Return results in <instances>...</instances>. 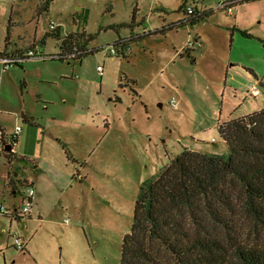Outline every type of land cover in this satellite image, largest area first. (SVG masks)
Wrapping results in <instances>:
<instances>
[{"label": "rangeland", "instance_id": "1", "mask_svg": "<svg viewBox=\"0 0 264 264\" xmlns=\"http://www.w3.org/2000/svg\"><path fill=\"white\" fill-rule=\"evenodd\" d=\"M44 1L0 0V57L31 48L56 57L53 31L92 35L94 52L0 65L1 125L8 138L22 127L19 170L37 187L31 217L0 214V264H119L144 182L185 148L226 154L219 126L264 107V0L173 29L193 0H52L39 13ZM132 35L142 37L126 56L111 53ZM2 152L0 202L11 207Z\"/></svg>", "mask_w": 264, "mask_h": 264}, {"label": "trees", "instance_id": "2", "mask_svg": "<svg viewBox=\"0 0 264 264\" xmlns=\"http://www.w3.org/2000/svg\"><path fill=\"white\" fill-rule=\"evenodd\" d=\"M254 1L259 0H243L235 6ZM51 2H42L39 13L48 10ZM190 4L194 14L187 13ZM181 9L185 17L167 29L194 25L215 11L194 0ZM53 32L61 39V51L52 59L78 60L94 52L87 47L92 35L61 37ZM141 37L120 38L113 46L124 54ZM193 40L197 45L201 42L198 36ZM0 130L6 146L12 134L8 138ZM219 132L228 147L226 154L185 148L156 178L144 182L119 264H264V107L227 120ZM3 152L9 164L25 160L12 150ZM10 175L7 185L14 189Z\"/></svg>", "mask_w": 264, "mask_h": 264}, {"label": "built area", "instance_id": "3", "mask_svg": "<svg viewBox=\"0 0 264 264\" xmlns=\"http://www.w3.org/2000/svg\"><path fill=\"white\" fill-rule=\"evenodd\" d=\"M194 1H196L198 3L201 2V0H194ZM241 1H243V0H219L218 3L215 5V9L226 10L227 12L232 13L235 5L240 3ZM186 9H187L188 14H194L196 11L195 7L192 4L188 5ZM50 28H51V30L56 29V25H55L54 21H51ZM192 44L195 45L194 42H192ZM111 53L112 54H123V52L121 50H119V48L114 47V46L111 49ZM123 55H125V56L127 55L126 50L124 51ZM29 58L52 59L55 57L44 55L42 51H40L38 49L36 50L34 48L28 49L25 52H23L19 56L18 59H12L10 57H0L1 61L3 62V65L5 67H8L12 63L22 62V61L29 59ZM97 69L100 72V74H103V67L102 66L98 65ZM248 93H250L254 96H258L260 94L258 84L257 83L250 84V86H248ZM171 105L176 108L178 106L177 101L175 99H172ZM21 130H22L21 126H17L15 128L14 132L11 135L12 140L7 141L8 144L6 143V146L11 144L12 148L15 147V145L17 144L18 135L20 134ZM6 146L0 140V149L3 150V149H5ZM26 187L27 188L25 189V191L24 192L22 191V195H23L22 204L19 207L15 208V207H8L4 203L0 202V214L10 216V217L15 218V219L17 217L25 218L31 214V212L33 210V206H34L36 189H35V186L31 182H27ZM15 245L20 250L26 249L24 240H22L20 238L16 239Z\"/></svg>", "mask_w": 264, "mask_h": 264}, {"label": "crops", "instance_id": "4", "mask_svg": "<svg viewBox=\"0 0 264 264\" xmlns=\"http://www.w3.org/2000/svg\"><path fill=\"white\" fill-rule=\"evenodd\" d=\"M204 7H206V9L208 10V9H214V10H217V9H215V6L213 5V6H211V7H208L207 5H205ZM219 10H221V9H219ZM229 13V12H228ZM233 14V12L232 13H229V15H232ZM200 39H201V37L200 36H198ZM202 40V39H201ZM20 51V50H19ZM18 51V52H19ZM23 52L21 51L20 52V54L19 55H21ZM2 55L3 54H6L7 56L6 57H10L9 55V53L8 52H4V53H1ZM1 55V56H2ZM26 60H31V58H29V59H26ZM71 60H75V59H71ZM77 60V59H76ZM25 61V60H24ZM23 62V61H22ZM27 62V61H26ZM19 63H21V62H19ZM0 65H3V62L1 61V59H0ZM3 69H4V65H3ZM26 119H28L27 118V116L25 117ZM2 124V121L0 120V129H4L3 128V126L1 125ZM17 127V126H16ZM15 127V128H16ZM15 128H14V130H15ZM22 128V127H21ZM14 130L10 133V135L14 132ZM23 130V129H22ZM22 130H21V132H22ZM4 132L6 133V134H8L7 133V131H6V129H4ZM21 132H20V134H21ZM20 134L18 135V138H17V144L15 145V147L14 148H12V151H14V153L15 154H17V151H16V148H17V146H18V142H19V137H20ZM0 137H1V130H0ZM8 144V143H7ZM64 147H66V146H64ZM5 160H6V158H5ZM6 162H7V160H6ZM7 165H8V171H7V174L8 173H11V175H10V179H12L13 178V180L15 181V183H16V187L13 189V187H10V186H8L7 184H8V178H7V175H6V179H5V182H6V191H7V193H10L12 196H13V198H14V201L12 202V204H11V207H15V208H17V207H19L21 204H22V198H20L19 200L17 199L18 198V193H22V190L19 188H17V186H20V184H21V182H23V181H26V182H31L34 186H35V189L37 188L36 187V181H35V179H33L32 177H28L27 175L25 176V175H23V173H21V171L19 170V163H11V164H9L8 162H7ZM36 167H37V169H38V165H36ZM24 176V177H23ZM36 200H34V204L36 205ZM34 210V209H33ZM32 213H33V211L31 212V214L28 216V217H31L32 216ZM12 218V217H11ZM22 219H24V218H21L20 220H22ZM12 221H14V220H18V219H15V218H12L11 219ZM24 242H25V246H26V248H27V241L24 239ZM16 246V245H15ZM24 250H26V249H24Z\"/></svg>", "mask_w": 264, "mask_h": 264}, {"label": "water", "instance_id": "5", "mask_svg": "<svg viewBox=\"0 0 264 264\" xmlns=\"http://www.w3.org/2000/svg\"><path fill=\"white\" fill-rule=\"evenodd\" d=\"M5 148H6V150H8V151L12 150V146H11V145H7Z\"/></svg>", "mask_w": 264, "mask_h": 264}]
</instances>
